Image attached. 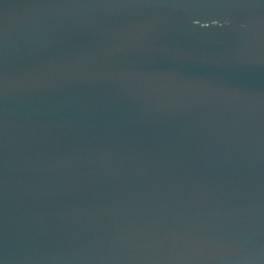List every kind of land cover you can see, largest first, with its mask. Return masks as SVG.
Returning a JSON list of instances; mask_svg holds the SVG:
<instances>
[{
  "label": "water",
  "instance_id": "water-1",
  "mask_svg": "<svg viewBox=\"0 0 264 264\" xmlns=\"http://www.w3.org/2000/svg\"><path fill=\"white\" fill-rule=\"evenodd\" d=\"M0 264H264V0H0Z\"/></svg>",
  "mask_w": 264,
  "mask_h": 264
}]
</instances>
